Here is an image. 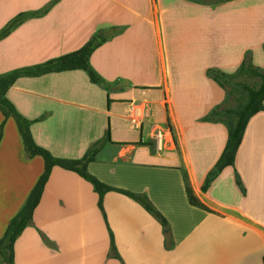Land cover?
I'll return each instance as SVG.
<instances>
[{
  "label": "crops",
  "instance_id": "crops-1",
  "mask_svg": "<svg viewBox=\"0 0 264 264\" xmlns=\"http://www.w3.org/2000/svg\"><path fill=\"white\" fill-rule=\"evenodd\" d=\"M253 1L59 0L0 39L1 75L78 49L96 27L118 28L88 58L105 85H114V97L74 69L17 78L5 98L31 121L35 144L53 157L79 159L101 143L87 172L105 185L146 196L166 219L171 240L165 250L157 222L116 192L102 196L105 225L89 183L54 166L30 224L13 242L12 264H264V98L262 110L246 122L232 165L212 179L207 174L223 150L226 127L202 120L221 99L205 69L230 72L243 51L257 52L264 38L259 33L254 43L230 45L225 59L207 53L192 69L171 61L180 57L175 33L181 21L196 25L194 18L202 16L205 24L221 19L230 26L238 16L249 20L251 32L261 31L264 0H256L257 11ZM59 10L76 12L57 16ZM145 57H153L154 66ZM1 122L0 237L43 169L39 156H25L13 120L0 113ZM182 174L208 211L188 204ZM106 227L119 260L107 255Z\"/></svg>",
  "mask_w": 264,
  "mask_h": 264
},
{
  "label": "trees",
  "instance_id": "trees-1",
  "mask_svg": "<svg viewBox=\"0 0 264 264\" xmlns=\"http://www.w3.org/2000/svg\"><path fill=\"white\" fill-rule=\"evenodd\" d=\"M194 2L192 0H188ZM221 2L234 1V0H220ZM47 11L42 9L40 11H21L16 13L1 29L0 39L9 34L15 27L27 18L40 17ZM112 35V33H111ZM106 40V36L100 31L93 33L78 49L63 54L61 56L48 59L42 63L34 64L31 66L20 67L10 70L0 75V113L3 119L11 118L15 124L16 130L21 140L23 152L27 158L39 156L43 162V169L38 176L33 186L29 190L23 204L19 210L12 216L5 224L3 233L0 237V257L4 264H12V245L19 233L30 224L31 214L37 205L43 186L47 180L52 167L57 166L65 170H69L77 174L84 181L89 183L92 190L97 195L96 206L101 213L104 224L106 225L105 214L102 209L101 199L106 192H116L126 196L135 203H137L157 224L160 226L163 236V248L170 249L171 240L170 233L166 219L155 209L151 202L143 194L133 193L127 190L114 188L103 184L86 170V164L93 160L97 150L101 147V143L93 145L87 149L79 159H64L53 157L46 149L38 146L33 141L29 126L31 121L21 116L13 107V105L5 98V92L20 77H37L47 73L60 72L74 69L83 70L91 83L105 86V82L99 75L91 68L88 58L90 54L99 47ZM264 49V46H263ZM242 75L247 77H256L259 80L255 88L242 86L245 91V102L235 113L232 125L227 126L226 140L223 150L213 166V169L207 174L209 179L226 166H231L234 158L235 151L240 143L242 132L249 117L262 110V100L264 98V72L260 73L256 69L243 66L242 62L239 66ZM206 73L211 77L215 76L214 71L206 70ZM2 124L0 123V137ZM105 138L104 141H106ZM184 181V192L189 205L208 211L197 199L192 195L191 190L186 184V178L182 174ZM237 186L239 181L236 180ZM204 186H201V191H204ZM241 193L242 189L240 187ZM107 228V227H106ZM108 231V251L107 255L111 258L119 260V256L115 250L113 239L109 229ZM41 240L46 243L41 234Z\"/></svg>",
  "mask_w": 264,
  "mask_h": 264
},
{
  "label": "rangeland",
  "instance_id": "rangeland-1",
  "mask_svg": "<svg viewBox=\"0 0 264 264\" xmlns=\"http://www.w3.org/2000/svg\"><path fill=\"white\" fill-rule=\"evenodd\" d=\"M192 1L200 5H214L221 2L220 0ZM57 2H59V0H0V29L18 12L27 10L40 11L42 9L49 11V9ZM256 2V0L252 2L251 6L253 7V11H257ZM65 11L69 12L68 17L75 16L76 11L74 12V10H59V12L57 11V16H62ZM79 12H81V10H79ZM218 14L219 13H216L215 16H218ZM52 16H54L53 13ZM201 19L202 16L194 18L196 25L188 26L189 23L186 21H181L179 23L175 36L177 37V41L179 43L178 54L180 57L176 59L175 56L172 55V64L175 60H178V63L186 69L196 68L202 60V57H205L207 53H211L225 59L226 54L229 52L228 50L230 45L233 46L237 43L246 44V42H248V44L254 43L256 35L259 33L262 34L259 36L264 38V24H257L258 29H261V31L251 32L249 30V20L246 18H244L241 22L240 19H238V16H234L233 20H235V22H233L230 26H225L222 24V20L216 19V17V21L211 24H205L203 19ZM250 21L251 24H256L255 19ZM251 26L253 27V25ZM95 30H97V32L100 31V33L104 34L106 39H108L110 38L111 33H115L118 28L115 26L105 25L103 28L96 27ZM263 46L264 43L259 45L257 52H252L250 48L244 50L239 65L233 68L230 72H224L211 66L205 69V77L213 82V84H215L217 89L221 92V99L219 103L213 105L209 110H207L206 115L202 118L203 121H217L222 123L226 128L227 126L230 127L232 125L235 113L245 102V91L242 86L255 88L259 83V80L256 77H247L242 75L239 70V66L242 62L243 66L254 68L260 73L264 72V59H262V56H264ZM208 48H210L211 51H207ZM191 52L195 53L190 55ZM256 54L258 55L256 56ZM131 59L133 60V57H131ZM213 59H215L214 56L209 58V60ZM144 60L151 61L152 64L154 58L145 57ZM206 70L214 71L215 76L211 77L210 74L206 73ZM151 73L154 75L152 71ZM106 85L105 93H107L109 97H114L115 89L111 88L114 85ZM231 180L235 185H237V176L235 174L231 176ZM237 189L241 192L240 187L237 186ZM0 264H4L1 257Z\"/></svg>",
  "mask_w": 264,
  "mask_h": 264
},
{
  "label": "built area",
  "instance_id": "built-area-1",
  "mask_svg": "<svg viewBox=\"0 0 264 264\" xmlns=\"http://www.w3.org/2000/svg\"><path fill=\"white\" fill-rule=\"evenodd\" d=\"M155 148L160 150L163 147L162 135L160 132H156L153 136ZM264 261V260H263Z\"/></svg>",
  "mask_w": 264,
  "mask_h": 264
}]
</instances>
